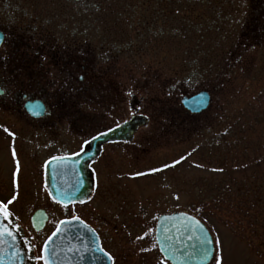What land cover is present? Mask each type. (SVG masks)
Instances as JSON below:
<instances>
[{"label":"rangeland","instance_id":"374dc122","mask_svg":"<svg viewBox=\"0 0 264 264\" xmlns=\"http://www.w3.org/2000/svg\"><path fill=\"white\" fill-rule=\"evenodd\" d=\"M25 1L27 7L35 3ZM88 2V14L81 16L75 14L74 0H54L50 6L56 26H67L72 14L89 23L92 7L99 19L81 37L92 43L93 51L106 44L95 50L94 91L91 96H57L77 103V110L64 112L86 119L85 126L70 127V118L64 117L65 123L51 131L53 138L39 137V153L33 154L25 140L19 157L11 148L0 157V199L11 213L6 219L22 235L31 264H43L38 259L42 245L66 214V207L49 195L44 163L77 149L81 131L90 135L137 113L150 121L137 133L147 149L137 142L125 158L134 162V178L129 185L114 187L118 177L112 176L114 181L103 184V207L96 211L97 196L92 205L77 206L68 214L120 216V224L125 222L121 214H129L139 232L153 228L163 212H189L213 236L211 264H264V14L254 0ZM150 26L157 30L146 35ZM99 87L114 88L118 104L100 98ZM201 90L212 95L209 108L200 114L184 110L181 98ZM22 129L20 137L26 139L29 132ZM117 150L121 148L109 146L106 152ZM102 162L111 170L119 166L115 159ZM38 208L50 213L42 232L30 221Z\"/></svg>","mask_w":264,"mask_h":264},{"label":"flooded vegetation","instance_id":"af4514ba","mask_svg":"<svg viewBox=\"0 0 264 264\" xmlns=\"http://www.w3.org/2000/svg\"><path fill=\"white\" fill-rule=\"evenodd\" d=\"M88 1L74 0V5H78L75 14L79 13L80 16L82 13L88 14ZM254 2L258 12L264 14V5H262L264 0H254ZM50 6H54V0H35V3L28 2V7L25 0H0V37H3L0 42V93H2L0 94V157L7 148L14 149V154L19 157L20 153H24L22 150L25 148L23 144L25 140L26 144H31L33 154L39 153V137L45 136L46 139L49 135L53 138L55 135L51 131L53 128L60 127L61 123H65L64 117L70 118L67 122L70 127H77L78 123L84 127L85 125L82 124H86V119L85 121L75 119L74 114L64 112L77 110V103L65 102L64 97L61 99L57 96L61 92L69 97L77 94L91 96L94 91L91 78L94 77L95 63L98 61L95 50L102 51L106 44H101V50L95 48L93 51L92 43H88L87 39H81V37H86L84 32L95 26L99 19L95 20L93 17L92 7V12L90 11L92 18L89 23L87 18L80 20V17L74 18L75 15L72 14L74 24L71 18L69 26L64 24L56 26L51 10L53 8L50 9ZM151 23L150 20L145 21V24ZM82 25L86 27H84L85 31ZM152 30L157 28L150 26L146 35H150ZM105 88L99 87L100 95L103 94L100 98L107 102L111 101L112 104H118V92H115L114 88L108 91ZM127 120L129 118L118 120L114 125L108 128L101 127L90 135L84 130L85 136H83L81 131L80 136L78 135L81 140L77 149L52 157L78 154L95 136L120 126ZM148 123L138 127L130 139L103 143L99 154L89 163L92 175L90 196L84 201L66 206L64 218L79 217L83 220L95 230L98 244L104 250L90 256L91 264H171L160 252L156 240L158 218L169 212L158 215L151 230L139 232H135L134 217L129 214H121L124 224H120L119 214L115 219L101 214L96 215L93 211H90L89 217L75 213L68 214L77 206L92 205L97 196L96 211L100 206L103 207V184L104 181H114L112 176L118 177V181L112 184L114 187L120 186L118 183L121 186L129 185L131 178H134L133 174L130 177L134 162H125V158L131 154L130 151H134L137 142L139 148L147 149L146 144L142 146L137 141V133ZM22 128L29 132L26 139L20 137ZM109 146L121 148V150L107 154L106 150ZM114 156H118V159ZM107 159L118 160V164H115L119 166L114 165L115 169L111 170L112 166H104L103 162L100 163L101 160L105 162ZM110 171L115 172L112 174ZM104 253L110 254L111 260Z\"/></svg>","mask_w":264,"mask_h":264},{"label":"water","instance_id":"95a60500","mask_svg":"<svg viewBox=\"0 0 264 264\" xmlns=\"http://www.w3.org/2000/svg\"><path fill=\"white\" fill-rule=\"evenodd\" d=\"M181 103L186 110L198 114L209 108L211 94L201 90L183 96ZM148 121L146 115L135 114L122 125L95 136L82 152L48 160L45 183L52 199L62 205L86 200L92 191L89 163L99 154L103 143L130 139L138 127ZM48 219L46 210L40 208L32 214L31 224L36 231H41ZM0 221L13 233L0 236V264H29V253L18 230L2 215ZM156 239L161 253L173 264H209L214 256V241L209 229L199 218L185 211L161 215ZM99 248L95 230L79 217H72L59 221L43 244L42 257L48 259L49 264H91L89 258L97 255ZM206 248L211 250L210 256L204 255Z\"/></svg>","mask_w":264,"mask_h":264},{"label":"snow or ice","instance_id":"6c2138e0","mask_svg":"<svg viewBox=\"0 0 264 264\" xmlns=\"http://www.w3.org/2000/svg\"><path fill=\"white\" fill-rule=\"evenodd\" d=\"M3 37H0V42H2ZM2 94V93H0ZM35 114V113H34ZM0 215H2L4 218H9L11 217V213L8 212L7 210V205L0 202ZM78 219V218H77ZM59 231V229H57V232ZM7 234V235H13V233L11 232V230L9 228H6L3 221H0V236ZM56 233H53V235H55ZM208 243H211V239H208ZM99 251L103 252L104 250L102 248L98 249ZM211 250L210 249H205L204 250V255L205 256H210ZM105 256L108 257L109 260H111V256L108 253H104ZM38 259H44L45 264H49V260L46 259L45 257H38ZM217 264H219V261H217Z\"/></svg>","mask_w":264,"mask_h":264}]
</instances>
